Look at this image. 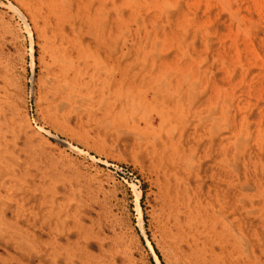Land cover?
I'll return each instance as SVG.
<instances>
[{
    "label": "rangeland",
    "instance_id": "1",
    "mask_svg": "<svg viewBox=\"0 0 264 264\" xmlns=\"http://www.w3.org/2000/svg\"><path fill=\"white\" fill-rule=\"evenodd\" d=\"M25 1L27 3H25ZM28 1L30 3L29 8L32 5L29 10L30 13L27 10L29 9L27 8L29 4ZM40 1H42L41 4ZM50 1L51 0H34V2L32 0H0V226L2 232L4 231L3 233L0 231V264H183L185 256L192 257L193 252L187 242H182V231L179 232V234L177 233L178 231H180L178 230L179 228L175 225L176 221H174V216L177 214V211L183 213V223L184 221L185 223L186 221H191V219L193 218L192 216H194L193 219L195 220H197L196 218L198 217V219L200 220V224L206 223V229L204 230V232L205 234L207 232L208 233L204 235V238L206 237L202 241L204 244L201 243L200 249L197 250V254L199 257L198 261L200 264H207V262H209L208 264L214 262H216L214 264H244L245 261V264H256L252 259L250 262L247 260V256H245L240 243H237L239 242V236L243 232L247 234L248 237H250L252 241H254V243H257V254L262 255L263 261L264 216L262 215V213L264 214V200L261 198L262 196L260 197L259 195L258 198L261 199L256 200L254 204L250 201V196H247L245 199V207L247 208V210H249L250 207L252 208L258 206V208H260L259 211L248 213L245 208L243 209L244 211L241 210L242 212L234 214L233 208L237 203L235 202V199L233 197H227L223 192L226 189V185H228L231 180H236L237 176L235 171V164H239L240 167H243V164L245 162V151H237V148L233 147L231 151H228L229 153L226 156L227 160L225 161H223V155L212 157V153L214 151H209V141L211 135L210 133H206L201 147L196 151L198 158L206 160L205 167L207 171L202 175V180L199 178L194 168H192L193 170H188L186 165L179 167L178 165H175L174 162L172 163V161L179 158L180 155L185 158V160H187V158H189V154L191 155L192 151H177L176 153L174 152L175 154L173 153V151H166L164 150L162 141L154 140L153 134L150 133L153 132V130L150 132L148 130H145L146 124L143 120L141 121V126L144 127L143 130L136 132L133 127V122L126 118H122L121 116L119 117L118 112L121 111L123 102L116 103V101H118L116 98V94L119 93L118 86L113 83H111V85L109 86L108 81L107 83L105 82L106 79L113 82L112 80L114 76H108L109 74H106L107 72H105V70H107L108 67L103 68L105 73L96 71L99 75L97 76V74L94 72V70H96V59L94 58L96 57V52L86 49V46L90 44L93 46L97 44L95 43L94 39L92 40L91 37L85 34L86 30H81L79 32V30L72 29L71 23L69 24V14H78L79 9H81L82 7L83 10L81 11V13H79L81 17L87 11L85 10V7L89 10V6L91 4L86 0H74L73 2L71 1L72 4L69 3L70 0H68L69 4L65 2L66 0H63L64 2L62 0ZM78 1L81 2L78 3ZM82 1L85 7L81 6ZM52 2L55 3L56 9H51ZM84 2L87 3V5L84 4ZM20 4L23 7H21ZM34 4L37 6H35ZM46 4L48 7H46ZM97 4L98 2H94L91 8H96L98 6ZM12 5L19 6L26 16H20V14H18V12L12 7ZM24 7H26L27 9H24ZM36 7H39V9L42 10L41 12V10L39 11V9H37V15L34 14L36 13V11H34ZM26 10L27 13L25 12ZM51 10H53L54 13ZM93 11L94 10H92V12ZM51 12L52 14H50ZM31 14L34 15V18H32ZM50 15L51 18L49 17ZM263 15L264 5L261 12H255V18L260 21V27L262 28H259V37L261 36L259 47L262 49L261 52L264 55ZM37 17L38 19L35 20ZM22 18H26V22L25 19L23 20ZM57 21H61L63 24ZM44 22L47 24H45ZM49 22L52 24H50ZM80 23L81 22H78V25H80ZM28 24L30 26H28ZM35 26L38 29L40 26V29H35ZM28 27H31L33 32L32 35H29V37L28 33L31 32H29L30 28ZM44 27H46V29H43ZM47 27L51 28L48 29ZM149 28L153 29V25ZM42 30L46 32H44L43 34ZM58 31L60 32V34L58 33ZM52 33L56 34L57 38ZM114 33L116 35V38H119L118 40L121 42L122 33L118 31H115ZM38 34L40 36L44 35V37H40ZM57 34H59L60 36ZM65 35L69 36L65 37ZM115 35H112L113 41L117 40L116 38H114ZM53 37H55L56 39ZM74 37H76L77 39L75 40ZM154 37L155 36L153 34L151 35L150 39L152 40L154 39ZM168 37L169 36L162 37L165 43H168L172 40L174 41L175 39L174 36L171 38ZM61 39L63 40L62 43ZM199 39L202 40L201 37H199ZM50 40L52 42H49ZM66 40H68L67 43ZM70 40L73 42H71ZM200 40L198 41L199 47L205 48L202 41ZM68 43L69 45L66 47ZM64 44L66 45L64 46ZM50 45H55L53 46L55 48L53 49V47H51ZM79 47H82V49L80 50ZM66 48L68 49L66 50ZM32 52L34 53V56H36L34 58V67L32 66L33 60H31L33 59ZM101 53L103 55V58H107V61L109 63L113 64L115 62L114 59L107 57V52H105L104 50H102ZM51 55L55 57L52 56L51 58ZM200 55V57H203L205 53L202 52V54ZM64 57L74 58L77 63V67L74 66L73 69L68 70L69 73H67L69 65L65 61ZM130 60L135 61V57L130 58ZM10 67H14L15 69H11ZM9 68L11 70H9ZM87 68H89V70H87ZM92 73L95 74V76ZM46 74L47 76H49L47 77ZM45 76L47 77V79ZM103 77L104 79H102ZM33 79H35V81ZM66 82L68 83V85H78L79 89H77V91H74L73 88L69 86L67 89H64L63 84ZM10 83H12V87ZM83 84L85 85V87H87H83ZM132 86H134V88H137V86L134 84ZM32 87L36 88L34 89V92H32ZM102 88L105 89L101 91ZM108 88L110 91L108 90ZM12 89L14 91H12ZM16 89H18L19 91L21 89L24 90H21L22 92H19ZM83 91L85 92L83 93ZM74 92L76 98L74 96L69 97L70 94L74 95ZM80 93L81 96L83 94L87 96L95 94L94 99L90 100L91 103L88 101L84 105H80L79 102H76V100L80 99L81 97L79 95ZM20 94L23 95V97L20 96ZM103 94L105 96H112L111 104L110 106L106 105L98 107L101 104L100 100L102 96L104 97ZM60 98L61 100H58ZM20 99L22 102L20 101ZM61 101L68 102L67 106L64 107L65 110L58 107ZM25 102H27V104ZM90 104L93 105L94 110L93 108H88ZM79 105L81 106L80 108H78ZM68 110L69 112H67ZM219 110L220 109L217 110L215 116L219 118V123L222 124L223 122L220 121L222 120V118L224 120V115L222 114V109L220 111ZM90 112L92 113V115L90 114ZM65 113H67L68 115ZM129 114L131 115L133 114V112L130 110ZM64 115L67 120L65 119ZM86 115L88 118L86 117ZM91 118H95V121ZM19 124L23 125L20 126ZM31 124L32 126H30ZM154 126L156 129L160 130L159 119L154 122ZM90 127L92 129H90ZM6 130H8V133ZM11 130L14 132H12ZM106 130L107 132H105ZM2 131L4 132L2 133ZM5 132L6 134H4ZM28 134H30V136ZM52 134H57L60 138L71 141L75 145L82 148L84 151H74V149L60 142ZM98 134L100 137L98 136ZM79 135L81 136V138ZM31 136L34 138H32ZM178 138L179 136L177 135L175 139ZM7 156L8 159L11 157L9 161L7 160ZM1 162L3 164H1ZM6 163L7 165H5ZM10 164L14 169L9 166ZM40 171L46 172L41 173ZM242 171L244 172L243 168ZM189 172L190 174L188 175ZM24 175L27 177H25ZM182 177L185 179L180 180V178ZM258 178L259 177L254 174V177L251 178L250 182L252 184L258 182ZM242 180L244 181L245 179ZM162 181L165 185H167L165 186ZM201 181H204L205 183L204 188L201 187ZM37 182L41 184H37ZM8 183L11 184L9 185ZM32 184L34 185V187L32 186ZM160 185L162 188L160 187ZM36 186L39 189L36 188ZM76 186L77 189H75ZM49 189L52 190L49 191ZM15 192L17 193L16 195ZM137 192H141V196L139 199L138 194H136ZM242 192L243 194L245 193V195H250L248 191ZM243 194L242 196H244ZM58 199L59 201H57ZM173 199H175L176 203ZM60 202H62L63 204ZM174 203L176 205H174ZM204 203L206 207L204 206ZM161 206L163 207L162 209ZM209 206L211 207L210 209H208ZM199 207H201L200 211ZM18 208L20 209L18 210ZM198 211L200 212V214ZM194 213L197 214L196 217ZM202 213L205 214L206 217ZM170 214L173 215L172 218ZM213 214L214 219L212 218ZM207 215L211 218H209ZM189 216L191 217V219ZM140 217L143 218V226H141L140 224ZM186 217H188L189 219H186ZM228 218L232 220V222L236 225L235 231L231 230ZM166 221L168 222L166 223ZM3 224L5 225V228L3 227ZM220 231H222L223 233ZM175 233H177L176 236ZM218 233L220 234L218 235ZM227 233H231L232 235H228ZM179 235H181L180 239H178ZM227 237L230 238L228 239ZM21 239L24 240L22 241ZM212 240L215 241L211 242ZM226 242H228L230 245ZM223 243L226 244L224 245ZM237 244L239 245L237 246ZM32 245L36 248V250ZM210 245L211 247H209ZM235 248L238 251L235 250ZM168 249L170 251H168ZM188 249L190 250V252ZM210 250L212 252L216 251V253H212ZM234 250L237 252H234ZM220 251H223V253ZM166 252H168L169 255ZM204 252L206 253V256ZM220 253L222 255H220ZM239 254H241L240 257ZM226 258L228 260L230 259L231 262ZM202 259H204L206 263ZM176 261H179V263H177Z\"/></svg>",
    "mask_w": 264,
    "mask_h": 264
},
{
    "label": "bare ground",
    "instance_id": "2",
    "mask_svg": "<svg viewBox=\"0 0 264 264\" xmlns=\"http://www.w3.org/2000/svg\"><path fill=\"white\" fill-rule=\"evenodd\" d=\"M32 1L34 2V0H32ZM71 1L73 2L74 0H70V2L68 0H66L65 2H67V3L69 2L70 4H72ZM86 1H88V3L91 4L89 6V10L86 9V7L83 5V1H82L81 6L85 7V10H87L86 13L84 11L85 14L80 17L79 13H81V11L83 9H82V7H81V9L78 8L79 9L78 14H76V15H74L73 13L69 14V17H70L69 24L71 23L72 29L79 30V32L81 30L82 31L86 30L85 34L87 36L91 37L92 40L94 39L95 43L97 44L95 46L90 44V45L86 46V49H88L89 51H93V52L97 53V54L95 53L96 57H94L96 59V61H95V69L96 70H94V72L97 74V76H99V75L96 71H99V72L101 71V73H103L104 72L103 68H105V67L106 68L108 67V69L105 70V72H107L106 74H109L108 76H110V75L114 76V78L112 80L113 82L109 81L108 79H106V81L105 80L104 81L106 83L108 81L109 86L111 85V83L116 84L118 86L119 93L116 94V98L119 102L116 101V103L123 102V107H122L121 111L118 112L119 117L121 116L122 118H126V119L130 120L131 122H133L134 123L133 127L136 130V132L143 130L144 127L141 126V121L143 120L146 124L145 130H148L149 132L153 130V132H150V133L153 134L154 140L155 141H157V140L162 141V144L164 146V150H166V151H173V153L174 152L176 153L177 151H192L191 155L189 154V158H187V160H185V158H183L180 155L179 158L175 159L174 161H172V160H170V161H172V163L174 162V164L178 165L179 167L186 165L188 170L194 168L197 172V175L199 176V178L201 180H202V175L207 171V169L205 167L206 160H202V158H198L196 151L201 147L202 142L205 139L204 136L206 133H210V135H211V138L209 141L210 142L209 151H214L212 153V157L223 155L224 156L223 161H225V160H227L226 156L229 153L228 151H231V149L233 147L237 148V151H245V162L243 164V167H240L239 164H237V165L235 164V171H236V176H237L236 180L235 181L231 180V182L228 183V185H226V189L223 192L227 197H233L235 199V202L237 204H235L234 208H233L234 214L240 213V212H242L241 210L246 208L245 207V205H246L245 199L247 196L248 197L250 196L249 199L253 204L255 203L256 200H260L261 198L264 200V55L261 52L262 49L259 47L260 37H261V36L259 37V28H261L260 27V21L255 18V12L256 11H260V12L262 11L263 5H264V0H86ZM41 2L42 1H40V4H41ZM79 2H81V1H78V3ZM94 2H98V4H97L98 6L96 8L94 7V9H93V8H91V6L94 4ZM25 3H27V2L25 1ZM28 3H29V1H28ZM46 3H48V2H46ZM52 3H51V7H52L51 9L56 7L55 3L54 2H52ZM84 4L87 5V3H85V2H84ZM17 5H12V7L18 12V14H20V16L21 15L26 16L25 13L22 11V9ZM29 5H30V3L28 4L27 8H29ZM20 6H21V4H20ZM31 6H30V8H31ZM35 6H37V5H35ZM21 7H23V6H21ZM46 7H48L47 4H46ZM25 8L26 7H24V9ZM30 8L27 9L28 12H29ZM37 9H39V7L38 8L36 7L35 10L34 9L33 10L36 11ZM67 9H68V7H67ZM27 10L25 11L26 13H27ZM40 10L41 9H39V11ZM92 10H94V11L92 12ZM49 11H50V7H49ZM51 11L53 12V10H51ZM41 12H42V10H41ZM52 12L50 14H52ZM34 14L37 15L38 14L37 11ZM82 14H83V12H82ZM48 15H46V16H48ZM256 16H258V15H256ZM49 17L51 18V15ZM32 18H34V15H32ZM24 19L26 22V18H24ZM37 19H38V17L35 20H37ZM67 19H69V18H67ZM52 22H53V20H52ZM57 22H59V21H57ZM78 22H81L80 25H78ZM34 24H36V23H34ZM45 24H47V23H45ZM50 24H52V23H50ZM151 24L153 25V29L151 28L152 30L149 28L150 26H152ZM64 25H65V23H64ZM28 26H30V25L28 24ZM37 27L35 29H38ZM28 28H30L29 32H31V33H28V37H29V35H32L33 32H32L31 27H28ZM49 28H51V27H49ZM61 28H63V27H61ZM39 29H40V26H39ZM43 29H46V27H44ZM115 31L122 33V36H121L122 41L121 42L118 40L119 38L118 39L116 38V35L114 33ZM27 32H28V30H27ZM44 32H46V31H43V34H44ZM58 33L60 34L59 31H58ZM70 33H72V32H70ZM59 34H57V35H59ZM153 34L155 37H154V39L151 40L150 38H151V35H153ZM181 34H182V36H181ZM53 35L56 36V34H53ZM112 35H115L114 38L117 39L116 41H113ZM41 36L44 37V35H41ZM67 36H69V35H65V37H67ZM163 36L164 37L169 36L168 38H171L174 36L175 39H174V41L172 40L168 43L167 42L165 43L163 41V38H162ZM179 36H181V37H179ZM199 37H201L202 40H200ZM53 38H55V37H53ZM56 38H57V36H56ZM71 38H73V37H71ZM74 38H75V40L77 39L76 37H74ZM199 40L202 41L205 48L199 47V45H198ZM62 41L63 40L61 39V43H62ZM67 41L68 40H66V43H67ZM49 42H52V41L50 40ZM71 42H73V41H71ZM32 44H33V42H32ZM57 45H59V44H57ZM65 45L66 44H64V46ZM68 45H69V43L66 45V47ZM74 45H75V43H74ZM50 46H49V48H50ZM53 46H55V45H52L51 47H53ZM32 47H33V45H32ZM54 48L55 47H53V49ZM68 48H66V50ZM79 48H80V50L82 49V47H79ZM102 50L107 52L108 58L110 57V58L115 60V62L113 64L109 63L107 61V58H105V57L103 58V55L101 53ZM142 50H143V52H142ZM31 51H33V50H31ZM53 52H51V53H53ZM202 52H204L205 55L203 57H200L201 56L200 54H202ZM32 54H33L32 55L33 59H31V60H33L32 66L34 67L35 66L34 58L36 56H34L33 52H32ZM48 55H50V54H48ZM52 56L53 55H51V58H52ZM53 57H55V56H53ZM134 57H135V61L130 60V58H134ZM65 61L69 65V67L67 69V73H69L68 70L73 69L74 66L77 67V63H76L74 58H65ZM10 68H9V70L15 69L14 67L11 69ZM89 68H87V70H89ZM9 70H8V72H9ZM65 72H66V70H65ZM93 75L95 76V74H93ZM46 76H47V74H46ZM47 77H46V79H47ZM104 77L102 79H104ZM53 78H54V76H53ZM58 79H60V78H58ZM15 80H18V79H15ZM33 80L35 81V79H33ZM12 83H10V85ZM31 83H32V81H31ZM59 83H61V82H59ZM81 83H82V81H81ZM101 83H103V82H101ZM133 84L136 85L137 88H134V86H132ZM12 86L13 85H11V87ZM68 86L73 88L74 91H77V89H79L78 85H74V86L68 85L67 82L63 84L64 89H67ZM83 87H85V85ZM32 89H33L32 92H34L35 91L34 89H36V88L32 87ZM104 89L102 88L101 91ZM16 90H18V89H16ZM108 90H109V88H108ZM12 91H14V90L12 89ZM89 91H91V90H89ZM84 92L85 91H83V93ZM13 93H15V92H13ZM76 94H77V92H76ZM85 94H87V93H85ZM79 95L81 96V93ZM94 95L92 94L90 96L89 95L87 96V95L83 94L80 97V99L76 100V102H79L80 105H84L88 101L90 102V100H93ZM149 95H150V97H149ZM17 96H19V95H17ZM20 96L23 97V95H21V94H20ZM71 96L72 97L74 96L76 98L75 92H74V95L70 94L69 97H71ZM97 98H98V95H97ZM111 99H112V96H105L104 95V97L102 96L101 100L99 99L101 104L99 106L98 105H96V106H98V107H102V106H106V105L110 106ZM58 100H61V98ZM2 101H3V98H2ZM20 101H21V99H20ZM44 102H46V101H44ZM25 103L27 104V102H25ZM116 103H115V105H116ZM67 104H68L67 101H61L58 107L63 108L65 110L64 107H66ZM43 105H45V104H43ZM80 105L78 106V108L81 107ZM96 106H95V108H96ZM58 107H57V109H58ZM88 108H93V110H94V107L91 104L88 106ZM218 109H220V110L222 109L221 111H222V114L224 115L223 116L224 120L222 118L223 121L222 120L220 121V122H223L222 124L219 123V118L215 116ZM130 110L133 112V114H131V115L129 114ZM0 111H1V109H0ZM52 111H54V110H52ZM3 112H5V111H3ZM67 112H69V110ZM63 114H64V112H63ZM65 114H67V113H65ZM70 114H69V116H70ZM90 114L92 115L91 112H90ZM61 116H62V114H61ZM81 116H82V114H81ZM64 117H65V115H64ZM86 117H87V115H86ZM98 117H99V115H98ZM28 118H29V115H28ZM62 118H63V116H62ZM47 119H49V118H47ZM65 119H66V117H65ZM91 119H93V118H91ZM97 119H99V118H97ZM158 119L160 120V130L156 129L154 126V122ZM93 120L95 121V118ZM21 122H22V120H21ZM83 122H84V120H83ZM97 122H98V120H97ZM23 124H24V122H23ZM22 125H20V126H22ZM30 126H32V124ZM80 126H81V124H80ZM94 126H95V124H94ZM14 128H15V126H14ZM12 129H13V127H12ZM41 129H43V128H41ZM90 129H92V128L90 127ZM83 130H84V127H83ZM122 130H124V129H122ZM6 131L8 133V130H6ZM112 131H114V130H112ZM3 132L4 131H2V133ZM12 132H14V131H12ZM105 132H107V130ZM117 133H119V132H117ZM4 134H6V132ZM114 134H115V132H114ZM28 135L30 136V134H28ZM52 135H54L55 138H57L60 142L64 143L68 147L74 149V151L75 150L81 151V152L84 151L82 148L75 145L71 141L62 139L57 134H52ZM107 135H108V133H107ZM177 135L179 136V138L175 139ZM98 136H99V134H98ZM105 136H106V134H105ZM32 138H34V137H32ZM42 138H44V137H42ZM80 138H81V136H80ZM90 139H91V137H90ZM2 140H3V138H2ZM44 141H45V139H44ZM46 143H48V142H46ZM140 143H142V142H140ZM0 147H1V145H0ZM5 150H7V149H5ZM153 155H154V153H153ZM187 156H188V154H187ZM18 157H19V155H18ZM9 159H11V157ZM9 159L7 156L8 161H9ZM242 160H243V158H242ZM8 161H7V163H8ZM235 162H236V160H235ZM7 163L5 165H7ZM1 164H3V163L1 162ZM9 166H11V164ZM29 167H32V166H29ZM242 168L244 169V172L242 171ZM47 169H49V168H47ZM41 170H43V169H41ZM208 170H209V168H208ZM155 171H156V169H155ZM164 171H166V170H164ZM40 172L42 173V172H46V171H40ZM154 173H156V172H154ZM168 174H170V173H168ZM189 174H190V172L188 173V175ZM254 174L256 176H258L259 178H258V182H255L254 184H252L250 182V180L252 177H254ZM25 177H27V176H25ZM181 179H185V178L182 177V178H180V180ZM242 179H245V180L243 181ZM49 180H51V179H49ZM37 184H41V183L37 182ZM163 184H164V182H163ZM200 184H201V187L204 188V185H205L204 181L203 182L201 181ZM32 186L34 187L33 184H32ZM174 186H176V185H174ZM44 187H45V184H44ZM160 187H161V185H160ZM15 188H17V187H15ZM36 188H38V187L36 186ZM75 189H77V186ZM51 190L49 189V191H51ZM79 190H81V189H79ZM242 191H248V193L250 195H248V194L245 195V193L243 194ZM30 192H32V191H30ZM240 193H241V196H240ZM16 194L17 193L15 192V195ZM136 194H138V199H139L141 196V192H137ZM242 194L244 196H242ZM15 195H14V197H15ZM259 195H260V197L261 196L262 197L258 198ZM178 196H180V195H178ZM181 197H182V195H181ZM11 198H13V197H11ZM173 200L175 202V199H173ZM57 201H59V199ZM194 201H196V200H194ZM60 203H62V202H60ZM171 203H172V200H171ZM175 203H174V205H176ZM47 204H48V202H47ZM166 206H167V202H166ZM179 206H177V207H179ZM204 206H205V203H204ZM194 207H196V206H194ZM211 207H212V205H211ZM211 207L209 206V208L208 207L207 208L210 209ZM0 208H1V205H0ZM162 208L163 207L161 206V209ZM164 208H165V206H164ZM200 208L201 207H199V211H200ZM19 209L20 208H18V210ZM65 209H67V208H65ZM193 209H195V208H193ZM174 210H176V209H174ZM180 210H182V209H180ZM246 210H247V208H246ZM259 210H260V208H258V206L252 207V208L250 207V209L247 210V212L248 213H254V212H257ZM57 211H59V210H57ZM73 211H74V209H73ZM184 211H185V209H184ZM219 211H222V210H219ZM28 212H29V209H28ZM173 212H175V211H173ZM185 214H186V212H185ZM199 214H200V212H199ZM2 215H3V213H2ZM59 215H60V213H59ZM170 215L172 218L173 215L172 214H170ZM182 215H183V213H181L180 211L179 212L177 211V214L174 216V218H175L174 221H176L175 225L179 228L178 230H180L178 232L176 230L175 231L178 234H179V232L182 231L181 234L182 233L183 234H182V236L179 235L178 239H180V236H181L182 242L183 243L187 242V244H189L190 249L193 252V256L191 254L192 257L185 256V258L183 260V264H200L198 261L199 257L197 254V250L200 249L201 243H203L202 242L203 239L206 238V237L204 238V235H206L208 233L207 232L205 234V232H204V230L206 229V225H205L206 223L200 224V220L198 219V217L196 219L199 221L193 219L194 216H192L193 220L189 216L191 221H189V222L186 221V223L184 221V223H183V220H182L183 216ZM203 215L205 216V214H203ZM219 215H217V216H219ZM262 215L264 216L263 213H262ZM196 216H197V214H195V217ZM204 216H203V218H204ZM213 217H214V214H213L212 218ZM165 218H166V216H165ZM187 218L188 217H186V219ZM209 218H211V217H209ZM234 218H236V217H234ZM163 220H164V218H163ZM174 221H173V223H174ZM228 221H229V226L231 227V230L235 231L236 225L229 218H228ZM167 222L168 221H166V223ZM216 222H218V221H216ZM140 224H141V226H143V218L142 217H140ZM216 225H217V223H216ZM3 227L5 228L4 224H3ZM163 227H165V226H163ZM237 227H239V226H237ZM207 228H209V227H207ZM221 229H222V227H221ZM0 231L2 232L1 226H0ZM220 232H222V231H220ZM177 233H175V236ZM219 234L220 233H218V235ZM229 234H231V233H229ZM84 235H86V234H84ZM212 235H213V233H212ZM21 237H22V235H21ZM23 237H24V235H23ZM210 237H211V235H210ZM217 237H219V236H217ZM83 238H85V237H83ZM227 238L229 239L230 237H227ZM160 240H162V239H160ZM175 240H177V239H175ZM232 240H233V238H232ZM204 241H206V240H204ZM213 241H215V240H212L211 242H213ZM228 242H226V243H228ZM207 243H208V241H207ZM237 243H240V246L242 247V250L245 253V256H247V260L249 262L252 259L253 261H255L256 264L257 263L258 264H264V262H263L264 260L262 261V255L257 254V247H256L257 243H254V241H252V239L250 237H248L247 234H245L243 232L239 236V242H237ZM238 245L239 244H237V246ZM209 247H211V245ZM203 249H204V246H203ZM205 249H206V245H205ZM35 250H36V248H35ZM235 250H237V249L235 248ZM235 250H234V252L238 251V250L237 251H235ZM239 250H240V247H239ZM168 251H170V250L168 249ZM223 251H220V252L223 253ZM189 252H190V250H189ZM214 252L216 253V251H214ZM214 252H212V253H214ZM166 253L168 254V252H166ZM201 253H202V251H201ZM212 255H210V256H212ZM220 255H222V254L220 253ZM240 255L241 254H239V257H240ZM263 255H264V250H263ZM205 256H206V253H205ZM202 257H204V256H202ZM177 258H178V256H177ZM202 260L204 261V259H202ZM243 260H245V259H243ZM180 261H182V260H180ZM215 261H216V259H215ZM228 261H230V259ZM176 262L179 263V261H176ZM201 263H203V262H201ZM208 263L209 262H207V264ZM214 263H216V262H214ZM214 263H211V264H214ZM245 263H246V261H245ZM226 264H228V263H226ZM229 264H231V263H229Z\"/></svg>",
    "mask_w": 264,
    "mask_h": 264
}]
</instances>
